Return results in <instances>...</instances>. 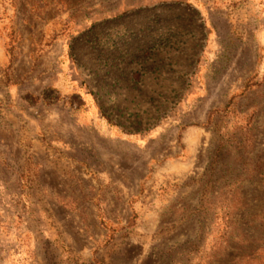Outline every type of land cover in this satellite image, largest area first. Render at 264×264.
<instances>
[{
	"label": "rangeland",
	"instance_id": "obj_1",
	"mask_svg": "<svg viewBox=\"0 0 264 264\" xmlns=\"http://www.w3.org/2000/svg\"><path fill=\"white\" fill-rule=\"evenodd\" d=\"M0 264H264V0H0Z\"/></svg>",
	"mask_w": 264,
	"mask_h": 264
}]
</instances>
